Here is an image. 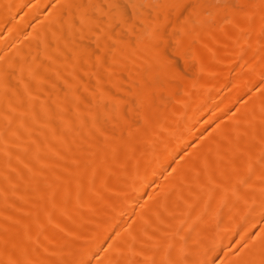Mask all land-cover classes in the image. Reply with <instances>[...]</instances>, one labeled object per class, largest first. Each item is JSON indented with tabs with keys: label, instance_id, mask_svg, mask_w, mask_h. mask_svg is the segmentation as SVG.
<instances>
[{
	"label": "bare ground",
	"instance_id": "obj_1",
	"mask_svg": "<svg viewBox=\"0 0 264 264\" xmlns=\"http://www.w3.org/2000/svg\"><path fill=\"white\" fill-rule=\"evenodd\" d=\"M209 1L0 0V264H264V0Z\"/></svg>",
	"mask_w": 264,
	"mask_h": 264
},
{
	"label": "rangeland",
	"instance_id": "obj_2",
	"mask_svg": "<svg viewBox=\"0 0 264 264\" xmlns=\"http://www.w3.org/2000/svg\"><path fill=\"white\" fill-rule=\"evenodd\" d=\"M211 3H212L213 5H219V4H221V2H220L219 0H214V3L211 2V0L208 2L209 5H211ZM215 3H216V4H215ZM130 7H132V3H129L128 5L125 6V8H124L125 12L130 13V10H131ZM129 9H130V10H129ZM183 17H184V16H183ZM118 27H119V26H118ZM171 56H172L173 59H175V61H176L177 63L180 61V60L178 61V58H177L176 56H174V55H172V54H171ZM180 63H181V62H180ZM180 63H179V64H180Z\"/></svg>",
	"mask_w": 264,
	"mask_h": 264
}]
</instances>
